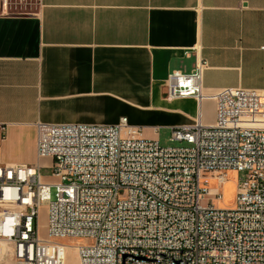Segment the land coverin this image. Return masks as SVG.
<instances>
[{"label": "built area", "instance_id": "2783aa9c", "mask_svg": "<svg viewBox=\"0 0 264 264\" xmlns=\"http://www.w3.org/2000/svg\"><path fill=\"white\" fill-rule=\"evenodd\" d=\"M28 3L0 0V14ZM208 68L199 59L167 78V98L216 103L213 124L173 128L171 139L185 145L162 147L127 117L37 123L38 161L0 162V244L15 264H66L69 247L79 264H264V92L226 87L206 96ZM42 157L53 158L58 181H43ZM231 172L234 204L217 207ZM45 204L48 239L39 233Z\"/></svg>", "mask_w": 264, "mask_h": 264}, {"label": "crops", "instance_id": "0c3cea01", "mask_svg": "<svg viewBox=\"0 0 264 264\" xmlns=\"http://www.w3.org/2000/svg\"><path fill=\"white\" fill-rule=\"evenodd\" d=\"M31 5V11H20ZM0 14V162L38 161L37 123L115 124L152 139L215 121L211 97L169 99V73L209 68L204 93L264 92V0H32ZM155 140V139H153ZM157 140V139H156Z\"/></svg>", "mask_w": 264, "mask_h": 264}, {"label": "rangeland", "instance_id": "374dc122", "mask_svg": "<svg viewBox=\"0 0 264 264\" xmlns=\"http://www.w3.org/2000/svg\"><path fill=\"white\" fill-rule=\"evenodd\" d=\"M32 0H29L31 2ZM31 5L28 4V7H24L20 9V11H31ZM172 131L173 129H161L158 135H154L152 139H157L162 147H169V146H180L185 145L186 143L180 142L177 140H172ZM38 158V156H35ZM42 173H43V181L46 183H54L58 181L57 178H54L51 175V166L53 164V158L51 157H42L39 159ZM222 197L218 201L215 202V205L220 208H226L227 206H232L234 204L236 191H237V175L235 172H231L229 174V181L228 183L224 184L221 188ZM53 199L55 198V189L52 191ZM40 219H39V233L40 237L43 239H48V224H49V206L43 205L40 208ZM63 242L69 245H76L79 241L71 240V239H64ZM4 246H2L3 248ZM3 253L1 254L0 264H15L11 250L7 248H3ZM66 264H79V260L77 258V251L74 247H69L68 249V256L66 260Z\"/></svg>", "mask_w": 264, "mask_h": 264}, {"label": "snow or ice", "instance_id": "6c2138e0", "mask_svg": "<svg viewBox=\"0 0 264 264\" xmlns=\"http://www.w3.org/2000/svg\"><path fill=\"white\" fill-rule=\"evenodd\" d=\"M8 175H9V177H11L12 174L11 173H8Z\"/></svg>", "mask_w": 264, "mask_h": 264}, {"label": "bare ground", "instance_id": "6f19581e", "mask_svg": "<svg viewBox=\"0 0 264 264\" xmlns=\"http://www.w3.org/2000/svg\"><path fill=\"white\" fill-rule=\"evenodd\" d=\"M0 246H3V244H0ZM77 258H78V255H77Z\"/></svg>", "mask_w": 264, "mask_h": 264}]
</instances>
